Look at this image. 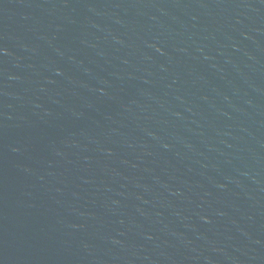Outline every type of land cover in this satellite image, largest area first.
<instances>
[{
  "label": "water",
  "instance_id": "water-1",
  "mask_svg": "<svg viewBox=\"0 0 264 264\" xmlns=\"http://www.w3.org/2000/svg\"><path fill=\"white\" fill-rule=\"evenodd\" d=\"M0 264H264V0H0Z\"/></svg>",
  "mask_w": 264,
  "mask_h": 264
}]
</instances>
